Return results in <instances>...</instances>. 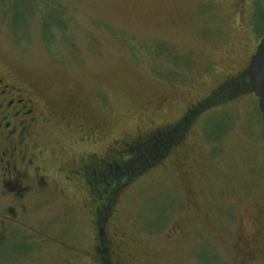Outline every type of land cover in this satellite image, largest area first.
Listing matches in <instances>:
<instances>
[{
  "label": "rangeland",
  "instance_id": "1",
  "mask_svg": "<svg viewBox=\"0 0 264 264\" xmlns=\"http://www.w3.org/2000/svg\"><path fill=\"white\" fill-rule=\"evenodd\" d=\"M263 37L264 0H0V71L46 122L0 187V264H94L96 228L112 264H264Z\"/></svg>",
  "mask_w": 264,
  "mask_h": 264
},
{
  "label": "flooded vegetation",
  "instance_id": "2",
  "mask_svg": "<svg viewBox=\"0 0 264 264\" xmlns=\"http://www.w3.org/2000/svg\"><path fill=\"white\" fill-rule=\"evenodd\" d=\"M247 65L246 68L248 67ZM1 69L2 71H0V187H2L3 189L11 190L13 189L14 186H18L22 183L27 184L28 182H30L33 176L30 175L29 168L33 167L34 171L38 172L37 167H35L39 159L38 155L41 154L40 157H43L44 154H43V150H38L35 144L36 133L38 131V128L41 126V124L46 122H45V116L39 111L41 108V104L36 98L38 88L37 87L31 88L32 87L31 85L28 86L22 85L25 83L20 78L16 80H12L10 78V74L6 70L7 68L4 65H1ZM227 87L233 88L235 87V85L225 86L226 91H227ZM38 151L40 152L38 153ZM99 164H101L102 167L101 171L104 172L103 170L105 166L104 161L100 162ZM82 165H86V164L82 163ZM91 168H92L91 169L92 173L88 172L89 171L88 168L86 172L89 177L90 174H93V176L95 175L94 167ZM98 168H100V166H98ZM79 170L80 169H78L77 172H72V174L70 175L71 178L79 179L80 178ZM97 170L100 171L99 169ZM99 176L101 177L100 173ZM69 180L70 182H73L71 179ZM106 220L107 218L104 220V222H106ZM247 222H251V219H248ZM96 229H97L96 230L97 237L95 239V243L97 242V245L95 244V246H93L92 248L94 256L97 255L96 257L93 256V259L95 260L94 264H110V263L112 264V262L109 261V259L104 258L105 256L104 252H108V248H107V244L106 246H104V242L100 240L102 230H99L98 228ZM241 231L242 230H239V232L237 233L240 234ZM239 234L237 235L234 234V237L237 238ZM227 236H229L228 233ZM99 241L101 243H99ZM232 241H234V243L238 246V252H235L236 257L238 259H241V261H244L241 255H239L243 253L245 255V261L249 259L247 261L249 263L250 255L245 253V248L248 247L250 243L249 240L233 239ZM260 243H263L262 245H264V239ZM114 252L116 254L118 250L115 249ZM251 259H253V257H251ZM117 261L119 262L118 259ZM118 264H122V262L120 261V263Z\"/></svg>",
  "mask_w": 264,
  "mask_h": 264
},
{
  "label": "water",
  "instance_id": "3",
  "mask_svg": "<svg viewBox=\"0 0 264 264\" xmlns=\"http://www.w3.org/2000/svg\"><path fill=\"white\" fill-rule=\"evenodd\" d=\"M246 77L251 92L258 100V111L264 125V38L248 64Z\"/></svg>",
  "mask_w": 264,
  "mask_h": 264
},
{
  "label": "trees",
  "instance_id": "4",
  "mask_svg": "<svg viewBox=\"0 0 264 264\" xmlns=\"http://www.w3.org/2000/svg\"><path fill=\"white\" fill-rule=\"evenodd\" d=\"M256 8H259V2H257L256 3ZM264 38V37H263ZM245 80L246 81H244V82H246V83H244V85H247V87L248 88H246L247 90L246 91H248V92H250L251 91V89H250V86H249V84H248V82H247V77H245ZM232 83L233 82H230V83H227V84H225L224 86H232ZM223 90L225 91V88H223ZM222 90V91H223ZM224 98V97H223ZM190 114H192V113H189L188 115H187V117L185 118L186 120L184 121V123H188V122H190L191 121V115ZM262 121V120H261ZM170 137V132H158L157 134L156 133H154V134H152V135H150V136H148L147 138H145V139H143L142 140V142L139 144V145H143V146H147L146 144H147V142L149 141V140H151L152 142H157V141H159L161 138H164V139H167V137ZM169 137H168V139H169ZM150 141V142H151ZM167 147L169 148L170 147V145L168 144L167 145ZM137 149H138V147H137ZM128 157H129V155H128ZM133 161V160H132ZM132 163V162H131ZM126 164H130V162L129 163H126ZM121 167H123L122 165H120V168Z\"/></svg>",
  "mask_w": 264,
  "mask_h": 264
}]
</instances>
